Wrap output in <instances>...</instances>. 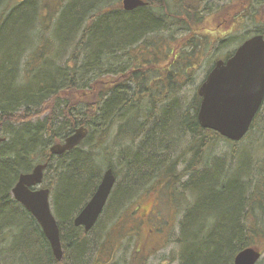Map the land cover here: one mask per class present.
I'll return each mask as SVG.
<instances>
[{
    "label": "trees",
    "instance_id": "obj_1",
    "mask_svg": "<svg viewBox=\"0 0 264 264\" xmlns=\"http://www.w3.org/2000/svg\"><path fill=\"white\" fill-rule=\"evenodd\" d=\"M143 1L124 10L121 0H0V264H116L124 240V264H145L148 242L164 230L153 229L158 220L145 207L130 228L116 213L126 204L137 208L161 187L183 211L172 262L232 264L245 247L264 252V101L246 135L231 141L197 122V88L183 94L205 62L207 73L249 36L237 31L251 25L264 36V0ZM79 126L88 132L77 146L49 152ZM220 141L231 146V163L213 157ZM245 141L252 149L237 170L236 147ZM38 163L47 164L42 184L59 228L60 261L11 193L18 176ZM106 167L116 177L114 190L84 231L73 219ZM138 221L149 229L142 233Z\"/></svg>",
    "mask_w": 264,
    "mask_h": 264
},
{
    "label": "water",
    "instance_id": "obj_2",
    "mask_svg": "<svg viewBox=\"0 0 264 264\" xmlns=\"http://www.w3.org/2000/svg\"><path fill=\"white\" fill-rule=\"evenodd\" d=\"M145 4L143 0H121L124 10H132ZM197 95L200 97V104L196 118L202 128L212 130L231 141L243 138L264 99L263 35L248 37L230 56L216 59L199 84ZM87 132L84 126L76 127L63 141L52 144L49 152L59 155L71 150L82 141ZM3 140L0 136V142ZM46 166V163H38L30 172L20 174L11 193L34 217L49 243L52 255L60 261L63 252L59 228L49 202L50 190L39 187ZM114 182L112 169H105L96 190L74 217L75 226H82L84 231L93 227ZM261 255L258 248L248 246L236 253L232 264H256Z\"/></svg>",
    "mask_w": 264,
    "mask_h": 264
},
{
    "label": "rangeland",
    "instance_id": "obj_3",
    "mask_svg": "<svg viewBox=\"0 0 264 264\" xmlns=\"http://www.w3.org/2000/svg\"><path fill=\"white\" fill-rule=\"evenodd\" d=\"M207 1L209 3L215 2L218 5H220L223 2H226L227 0H207ZM250 12H253V10H250ZM207 20H208L207 22H211L215 19H213L212 17L211 18L209 17V18H207ZM251 20L252 19L250 18V16H248L246 22L248 24H253V23H251ZM249 27H250V29L245 27L242 30L237 31L236 35H243L246 37L250 34H253V31L255 32L257 30L256 27L254 28V26L250 25ZM236 45H237V43H235V44L232 43L229 47L227 46V48L219 49L218 53L221 54L225 51H228L231 49V46H236ZM207 66H208V62H205L203 67L197 71L193 83L189 87H187L186 92L183 93L184 98H189L193 94L194 89H196L199 86V84L202 82V80L204 79V77L206 75V69L208 68ZM256 125L260 126L261 123L258 121ZM252 133H256L255 128H254V131ZM187 141H188V138L182 139L181 145L183 147H185L184 145L187 143ZM181 145L177 148V150H180ZM230 148H231V146L224 141L216 142L211 149L213 157L218 155V156L224 158L226 156L225 157L226 162L229 161V163H231V161L229 160ZM236 148H238L239 153L236 156V158L234 159L235 165H233V168L239 170L238 167L236 166L238 163V159H240V161H242L244 163L247 160V153L250 152V149H252V148L247 145V141H245L244 143L239 142L237 144ZM188 158H189V155L185 153L183 159L179 160L176 170L180 169L181 166L183 165V163ZM112 159L114 162H116V155H114ZM251 167H253L252 164H251ZM106 168H104L103 171ZM237 170H235V171H237ZM242 174L245 176L247 175V172L244 171L243 167H242ZM187 180H188L187 176L179 179L177 181V183L175 184L176 185L175 188L179 189L181 183L184 181H187ZM48 181H49V179L47 180V182ZM121 181H122V179L120 180V183H121ZM44 183H46V181L43 182V184H42L43 187H44ZM115 184H116V182H115ZM158 189L161 191L158 192L157 194L149 193L147 195H144L142 200L139 203H137V206H136L137 208H134L133 205H131V208H129V207H127V204H126L125 205L126 208L117 211L116 214L120 213L119 218L126 219V227L130 228V227L135 225V224H132L135 222V219L139 220V217H141V207L146 208L147 205H150L151 208L149 209L150 211L148 213V216H151V218H153L154 222H156L158 220V222H156L158 224H156L155 227L153 226L154 227L153 229H156V230L162 229V230H164V233L158 239L156 237H154V238L151 237V240L148 243L150 245H152L153 248L151 249V252L149 253V255H147L148 257H147V261L145 264H176L175 262H172L171 255L172 254L176 255L178 252V248H177V244L175 243V239L178 237L179 221L182 218L183 211L181 208H179V209L173 208L174 204L178 203V201L175 200L173 202L172 198H170V197L167 198L168 195L167 194L165 195V193H168V194L170 193V192H168V189H166L165 187H161ZM112 190H114V187ZM185 200L186 201L189 200L190 203L193 202V200H194L192 197V194L190 193L189 190L186 191V199ZM184 201L179 202V204L184 205L185 204ZM49 202H50V206H51V210H52V203H51V196L50 195H49ZM113 209H114L113 208V201H111L110 205L107 207L106 212H108V214H109V212H112ZM116 209H117V207H115V210ZM141 219H142V217H141ZM153 221L150 220L151 223H153ZM140 223H141V226L143 228V229H141L142 233H144L145 231H147L149 229V227H148L149 225L145 224L146 222H139V225H140ZM128 242H130V241L124 240L120 244V246L118 247L119 249H118L116 256H119L120 259H117L118 262L116 264H124L125 259L128 258L129 250H128L127 246H125V244ZM124 246H125V248H124ZM261 246L264 247V242H262ZM258 264H264V252L262 253V256L260 258V262Z\"/></svg>",
    "mask_w": 264,
    "mask_h": 264
},
{
    "label": "flooded vegetation",
    "instance_id": "obj_4",
    "mask_svg": "<svg viewBox=\"0 0 264 264\" xmlns=\"http://www.w3.org/2000/svg\"><path fill=\"white\" fill-rule=\"evenodd\" d=\"M151 207L147 205V207L145 208V211L148 212V210L150 209ZM146 214V213H145Z\"/></svg>",
    "mask_w": 264,
    "mask_h": 264
}]
</instances>
